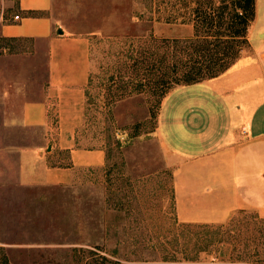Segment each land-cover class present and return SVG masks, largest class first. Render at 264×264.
I'll return each mask as SVG.
<instances>
[{
    "label": "rangeland",
    "instance_id": "obj_1",
    "mask_svg": "<svg viewBox=\"0 0 264 264\" xmlns=\"http://www.w3.org/2000/svg\"><path fill=\"white\" fill-rule=\"evenodd\" d=\"M171 1L175 0L61 1L74 11L77 28L90 36V78L84 87L51 99L49 133L54 142L62 138V143L79 147L103 146L107 162L100 169L87 170L81 183L45 189L43 195L60 201L41 205L43 212L37 218L27 219L25 215L19 220V226L35 225L32 235L17 236L11 234L10 227L0 225L1 240L29 243L41 249L36 254L41 259L35 264H264V216L252 210L235 211L230 223H222H228L220 233L224 241L215 240L214 244L205 241L204 235L202 238L206 229L183 225L177 218L173 167L163 162L161 132L167 131L172 143H181L185 149H200L205 138L194 136L199 123L192 124V120L197 114L201 117V105L196 100L208 95L207 87L176 90L164 112V98L180 85L174 86L159 105L153 104L146 93L132 92L120 97L116 94V53L124 46V36L151 34L158 39H182L192 35L191 25L182 19L167 20ZM12 4V0H0V23ZM262 24L260 16L254 19L248 31L249 48L236 61L238 64L227 71L237 74L240 69L239 74H246L252 69L249 64L257 63L259 74L250 84V92L242 95L240 91L236 97L254 104L264 99ZM46 53L44 42L6 40L0 36V68H16L17 84L25 83L27 88L32 85L42 94L47 86ZM112 77L115 78L111 82ZM230 78L225 74L211 85L224 86ZM206 107V138L215 139L217 123L221 126L227 114L219 99H210ZM163 113L167 121L183 118L185 130L179 131L180 127L173 123L170 127L165 125ZM3 206L6 208L7 204ZM3 254L0 250V257Z\"/></svg>",
    "mask_w": 264,
    "mask_h": 264
},
{
    "label": "crops",
    "instance_id": "obj_2",
    "mask_svg": "<svg viewBox=\"0 0 264 264\" xmlns=\"http://www.w3.org/2000/svg\"><path fill=\"white\" fill-rule=\"evenodd\" d=\"M61 1L12 0L9 14L0 23L2 37L30 39L47 46L44 94L40 89H32V85L27 88L25 83L17 84L16 68H0V225L10 227L11 234L17 236L33 234L34 224L17 225L23 216L37 218L43 212L41 205L60 201L43 195L45 189L81 183L87 170L100 169L107 162L103 146L79 147L62 143V138L54 142L49 133L51 99L84 87L90 77V36L77 28L74 11ZM259 16L264 27V0H256L255 18ZM256 64H249L252 69L246 70V74H239L240 69L237 74L228 73L231 66L207 82L180 85L163 100L164 112L166 102L176 90L196 85L208 89L207 96L196 100L201 105V117L197 114L192 120V124L199 123L194 136L205 138L200 149H185L181 143H172L167 131L161 132L162 158L165 166L173 167V198L180 221L218 224L227 221L237 210H252L264 216V99L257 104L236 99L238 92L242 95L250 92V84L259 74ZM225 74L231 75L228 85L220 87L216 83L217 88L211 85ZM210 99H219L227 114L221 126L217 123L215 139L206 138L208 118L204 116L209 113L206 104ZM162 116L168 127L173 123L180 127H177L179 131L185 130L183 118L167 121L164 113ZM36 248L29 243L0 239V249L9 264H35L41 259L36 255L41 249Z\"/></svg>",
    "mask_w": 264,
    "mask_h": 264
},
{
    "label": "trees",
    "instance_id": "obj_3",
    "mask_svg": "<svg viewBox=\"0 0 264 264\" xmlns=\"http://www.w3.org/2000/svg\"><path fill=\"white\" fill-rule=\"evenodd\" d=\"M169 12L167 20L182 19L191 25L192 35L182 39H158L151 34L124 36V46L116 53L115 61L119 97L146 93L153 104L159 105L174 86L220 75L250 46L248 31L255 19L256 0H175ZM228 223L183 225L206 229L202 238L204 235L205 241L214 244L215 240L224 241L220 233ZM0 264H8L5 254Z\"/></svg>",
    "mask_w": 264,
    "mask_h": 264
},
{
    "label": "built area",
    "instance_id": "obj_4",
    "mask_svg": "<svg viewBox=\"0 0 264 264\" xmlns=\"http://www.w3.org/2000/svg\"><path fill=\"white\" fill-rule=\"evenodd\" d=\"M14 19H18V15H14Z\"/></svg>",
    "mask_w": 264,
    "mask_h": 264
}]
</instances>
